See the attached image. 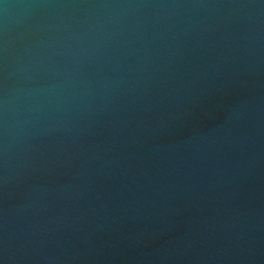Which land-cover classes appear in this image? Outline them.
<instances>
[{
  "label": "water",
  "instance_id": "1",
  "mask_svg": "<svg viewBox=\"0 0 264 264\" xmlns=\"http://www.w3.org/2000/svg\"><path fill=\"white\" fill-rule=\"evenodd\" d=\"M0 264H264V0H0Z\"/></svg>",
  "mask_w": 264,
  "mask_h": 264
}]
</instances>
